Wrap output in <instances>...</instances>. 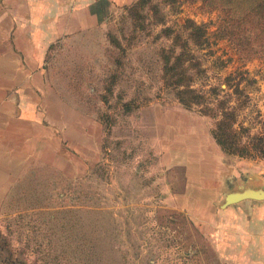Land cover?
Returning <instances> with one entry per match:
<instances>
[{
  "label": "rangeland",
  "instance_id": "obj_1",
  "mask_svg": "<svg viewBox=\"0 0 264 264\" xmlns=\"http://www.w3.org/2000/svg\"><path fill=\"white\" fill-rule=\"evenodd\" d=\"M136 1L96 0L95 25L45 39L42 61L28 69L38 75L20 72L18 81L3 63L0 85L21 87L0 95V117L36 124L4 127L19 150L14 167L0 173V264L7 257L23 264L234 260L238 241L207 233L176 200L191 201L187 173L209 161L215 120L205 107L231 108L241 143L261 134L264 58H241L226 39H214L220 13L200 9L199 0H150L128 10ZM185 19L206 30L202 46L189 41L178 68L202 97L188 108L162 74L163 57L180 50L171 37L186 36ZM10 38L0 31L4 50ZM225 154L244 162L264 189L263 154Z\"/></svg>",
  "mask_w": 264,
  "mask_h": 264
},
{
  "label": "crops",
  "instance_id": "obj_2",
  "mask_svg": "<svg viewBox=\"0 0 264 264\" xmlns=\"http://www.w3.org/2000/svg\"><path fill=\"white\" fill-rule=\"evenodd\" d=\"M96 6V0H1L0 31H10L11 38L6 50L0 40V72H3L5 62L11 64V77H17L18 81L20 72L32 75L34 72L32 70V73H29V65L42 61L48 46L45 39L65 35L64 30H77L87 25H95L99 17V9ZM3 9H6L7 13ZM34 71L33 76L38 75L37 69ZM20 87V82L15 85L12 82L10 86L1 84V98L3 99L5 94L19 92ZM2 102L1 100L0 108H3ZM26 107L22 109L28 110ZM13 109L15 110V107ZM3 119L0 117V173L5 172V167H14L13 159H17L19 150L16 137L10 136L6 139L7 136L3 134L4 127L13 122L26 126L36 124L27 119ZM5 140L8 143H5ZM206 142L205 158L209 159L205 162L206 168L202 171L196 170L194 174L187 173L189 185L194 183L191 184L194 191L191 201L188 196L181 194L175 199L176 204L180 205L184 203L182 200H185L184 204L188 206L184 207L182 204L180 209H188L195 221L205 226L207 233H216L218 236L222 233L225 239L230 237L238 241L239 246L230 252L235 255L234 260L227 264H264V201L245 199L223 208L219 207L226 193L245 188H260L261 179L257 178L254 171L247 169L244 162L228 157L221 151L211 136ZM26 147L24 144L20 149L25 150ZM5 157L8 161H4ZM11 157L12 162L9 163ZM17 164L19 161H16Z\"/></svg>",
  "mask_w": 264,
  "mask_h": 264
},
{
  "label": "trees",
  "instance_id": "obj_3",
  "mask_svg": "<svg viewBox=\"0 0 264 264\" xmlns=\"http://www.w3.org/2000/svg\"><path fill=\"white\" fill-rule=\"evenodd\" d=\"M149 1L137 0L128 7V10L131 11L136 5H145ZM175 1L177 2L164 0L167 4ZM199 2L200 9L216 10L220 13V23L212 33L214 39H226L241 58H264V0H199ZM149 7L156 8V4L149 3ZM184 27L185 37L181 34L171 37L172 44L178 46L180 50L173 54L171 48V55L163 57L162 74L166 82L173 86L178 102L188 108L193 105L201 106L202 97L189 81L184 79L183 72L178 71V68L182 64V55L187 54L186 47L189 41L194 46H202L206 42V30L203 25L196 24L190 19H185ZM165 31L168 35V30ZM207 112H210V116L215 120L210 134L221 151L239 156L251 151L264 155V123L261 134L252 136L247 143H241L237 138L239 134L233 127L235 115L231 108L217 102L213 108L205 107L203 114ZM3 264L23 263L20 261L16 263L7 257Z\"/></svg>",
  "mask_w": 264,
  "mask_h": 264
},
{
  "label": "water",
  "instance_id": "obj_4",
  "mask_svg": "<svg viewBox=\"0 0 264 264\" xmlns=\"http://www.w3.org/2000/svg\"><path fill=\"white\" fill-rule=\"evenodd\" d=\"M245 199H252V200H264V189L257 188V189H250L245 188L241 191H231L226 193L223 196V199L219 205L220 208L226 207L230 204L239 202Z\"/></svg>",
  "mask_w": 264,
  "mask_h": 264
}]
</instances>
